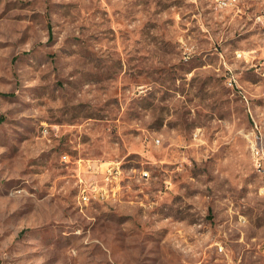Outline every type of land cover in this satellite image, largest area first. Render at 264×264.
I'll return each mask as SVG.
<instances>
[{"label":"rangeland","instance_id":"1","mask_svg":"<svg viewBox=\"0 0 264 264\" xmlns=\"http://www.w3.org/2000/svg\"><path fill=\"white\" fill-rule=\"evenodd\" d=\"M255 147L264 0H0V264H264Z\"/></svg>","mask_w":264,"mask_h":264},{"label":"built area","instance_id":"2","mask_svg":"<svg viewBox=\"0 0 264 264\" xmlns=\"http://www.w3.org/2000/svg\"><path fill=\"white\" fill-rule=\"evenodd\" d=\"M239 0H216V5L218 8L224 10L229 8H234L238 6ZM233 84V79H230ZM256 151V159H257V170L261 173H264V154L260 150V148L255 147ZM111 166V167H109ZM108 168V169H107ZM105 169H107L106 173H104V178L102 182L100 180L95 179L93 175H91L92 180L86 181L81 189L80 194V201L84 203H88L91 201L92 198L96 199H107L110 197L111 193L112 195L116 193V190L114 186H111L110 183L113 181V179H118L119 176V170H115V167L112 165H108ZM95 172H91L92 174H96ZM143 178L149 177L148 171H143L142 175ZM104 182V183H103ZM220 251H223V246L219 247Z\"/></svg>","mask_w":264,"mask_h":264},{"label":"bare ground","instance_id":"3","mask_svg":"<svg viewBox=\"0 0 264 264\" xmlns=\"http://www.w3.org/2000/svg\"><path fill=\"white\" fill-rule=\"evenodd\" d=\"M255 165H256V167H257V159L255 160Z\"/></svg>","mask_w":264,"mask_h":264},{"label":"crops","instance_id":"4","mask_svg":"<svg viewBox=\"0 0 264 264\" xmlns=\"http://www.w3.org/2000/svg\"><path fill=\"white\" fill-rule=\"evenodd\" d=\"M101 167H102V165H101ZM103 168V167H102ZM96 173H98V172H96Z\"/></svg>","mask_w":264,"mask_h":264}]
</instances>
